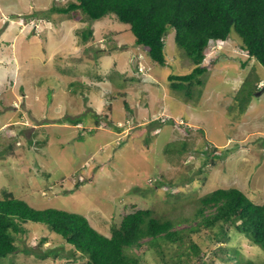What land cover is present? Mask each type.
Masks as SVG:
<instances>
[{"label":"rangeland","instance_id":"1","mask_svg":"<svg viewBox=\"0 0 264 264\" xmlns=\"http://www.w3.org/2000/svg\"><path fill=\"white\" fill-rule=\"evenodd\" d=\"M68 2L0 0V199L5 191L39 210L81 214L105 236L123 214L148 207L174 222L169 231H183L177 217L190 218L200 197L216 188L236 187L261 202L264 70L240 50L235 31L206 47V62H216L201 77L199 99L189 100L167 80L193 68L174 43L172 28L164 36L160 66L113 15L90 22L81 11L47 13ZM85 29L92 34L82 41ZM236 95L238 102L250 100L235 106ZM182 140L189 152L169 157L166 150ZM211 147L219 157L212 163L201 152L210 153ZM174 196L188 207L167 209L179 205ZM23 227L14 235L18 251L0 258V264L82 260L46 225L27 221ZM181 233L182 240H201L195 232ZM202 241L207 251L208 241ZM229 245L238 248V264L264 263V252L242 236H233ZM172 246L162 242L167 256ZM26 248L29 254L23 253ZM52 249L55 257L39 258ZM142 250L137 256L144 264H157L150 250ZM210 251L205 264H225Z\"/></svg>","mask_w":264,"mask_h":264},{"label":"trees","instance_id":"2","mask_svg":"<svg viewBox=\"0 0 264 264\" xmlns=\"http://www.w3.org/2000/svg\"><path fill=\"white\" fill-rule=\"evenodd\" d=\"M74 11H81L90 22L106 16L104 20H108L113 15L120 23L128 25L134 44L146 48L150 60L160 66L165 65L164 36L167 29L172 28L174 43L190 59L193 68L184 75H168L167 80L172 90L189 100L199 99L204 86L201 77L216 62L215 59L206 62L204 49L210 42H225L232 29L241 40L240 50L248 58H254L264 70V0H69L64 6L53 5L47 13L65 16ZM91 34L90 29H85L81 34L82 41H86ZM193 87L197 88L193 91ZM236 99L237 95L233 100ZM244 101L236 100L234 104L240 106ZM77 124L75 122L74 125ZM149 140L145 139L146 143ZM174 143L178 147L167 149L168 156L176 153L180 157L189 152L185 140ZM201 152L208 156L211 163L214 158H219L215 156L218 152L216 147H211L210 153L207 149ZM200 173L202 168L198 171ZM2 194L0 258L18 251L14 235L25 231L23 226L27 221L46 225L49 232L59 235L78 252L82 260H72L70 264H144V258L137 256L141 248L143 254L146 249L150 250L157 257V264H205L203 257L210 249V254L219 262L238 264L241 262L238 248L229 245L235 235L242 236L250 245L264 252V199L254 203L236 187L216 188L200 197L201 206L193 211L190 218L177 217L185 224L186 234L189 236L195 232L201 239L199 242L191 237L187 241L182 240L183 231H169L171 220L163 221L159 212H154L155 207L136 208L123 214L118 224L111 227L109 236H105L81 214L54 208L39 210L8 192L2 191ZM169 196L166 195V203L170 201ZM173 199L179 205L167 206V209L188 207L187 202L184 203L178 196ZM142 239L145 241H140ZM203 239L208 241L207 251L201 247ZM163 241H169L174 246L168 256L162 248ZM56 252L52 249L39 258H44L46 254L55 257ZM23 253L30 252L26 248ZM242 264L264 263L244 260Z\"/></svg>","mask_w":264,"mask_h":264},{"label":"clouds","instance_id":"3","mask_svg":"<svg viewBox=\"0 0 264 264\" xmlns=\"http://www.w3.org/2000/svg\"><path fill=\"white\" fill-rule=\"evenodd\" d=\"M128 28H129V27H128ZM213 43H216V42H210V43L208 44V46L211 45V44H213ZM205 49H206V48H205ZM205 49H204V51H205ZM205 56H206V55H205ZM205 58H206V57H205ZM78 124H79V123H78ZM78 124H77V125H78ZM160 217L164 219L163 221H166V219H168L167 216L160 215ZM171 222L174 223L173 221H171ZM24 225H25V224H24ZM183 225L185 226L184 223H183ZM185 227H186V226H185ZM183 232H185V230H183Z\"/></svg>","mask_w":264,"mask_h":264},{"label":"crops","instance_id":"4","mask_svg":"<svg viewBox=\"0 0 264 264\" xmlns=\"http://www.w3.org/2000/svg\"><path fill=\"white\" fill-rule=\"evenodd\" d=\"M0 53H2V52L0 51Z\"/></svg>","mask_w":264,"mask_h":264}]
</instances>
